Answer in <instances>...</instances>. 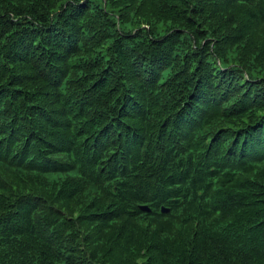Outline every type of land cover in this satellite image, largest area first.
<instances>
[{
	"label": "trees",
	"instance_id": "obj_1",
	"mask_svg": "<svg viewBox=\"0 0 264 264\" xmlns=\"http://www.w3.org/2000/svg\"><path fill=\"white\" fill-rule=\"evenodd\" d=\"M0 264H264V0H0Z\"/></svg>",
	"mask_w": 264,
	"mask_h": 264
}]
</instances>
